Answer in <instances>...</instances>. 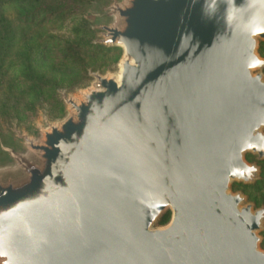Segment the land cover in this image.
Masks as SVG:
<instances>
[{
  "label": "water",
  "instance_id": "water-1",
  "mask_svg": "<svg viewBox=\"0 0 264 264\" xmlns=\"http://www.w3.org/2000/svg\"><path fill=\"white\" fill-rule=\"evenodd\" d=\"M102 43L120 80L0 174L1 264H264V208L232 182L264 159V0H128ZM165 227H153L166 210Z\"/></svg>",
  "mask_w": 264,
  "mask_h": 264
},
{
  "label": "rangeland",
  "instance_id": "rangeland-1",
  "mask_svg": "<svg viewBox=\"0 0 264 264\" xmlns=\"http://www.w3.org/2000/svg\"><path fill=\"white\" fill-rule=\"evenodd\" d=\"M58 3L65 6L60 17L48 11L32 18L36 7ZM122 4L128 0H0V174L18 169V155L38 164L39 153L29 148L28 141L41 144L46 132L71 116L67 100L79 103L97 89L96 75H117L124 50L106 47L101 27L122 25L114 12ZM67 44H72L73 56L64 58ZM101 44L104 48L94 47ZM29 53L32 72L19 59ZM256 53L264 60L263 39L258 38ZM256 73L264 79V66ZM244 157L257 166L256 177L249 183L232 182L228 192L241 194L242 206L249 204L255 211L264 208V159L251 152ZM171 218L166 209L153 227H165ZM258 236L264 251V221Z\"/></svg>",
  "mask_w": 264,
  "mask_h": 264
},
{
  "label": "trees",
  "instance_id": "trees-1",
  "mask_svg": "<svg viewBox=\"0 0 264 264\" xmlns=\"http://www.w3.org/2000/svg\"><path fill=\"white\" fill-rule=\"evenodd\" d=\"M64 8H65V6H63V3H58L56 5H45L44 4L41 7H36L35 10L32 12L31 15H32V18L34 19L37 16H39V14H41V13H47L48 11H51V13H49L50 15L60 17V15L63 12ZM94 47H97V48L98 47H103L104 48V46L102 44L101 45H94ZM106 47H118V46L117 45H108ZM106 49H111V48H106ZM63 50H64V58H68V57H70V55L73 56V54H72V50H73L72 44H67L64 47ZM30 55H31L30 53L27 54V56L25 57V59H23V58H21L19 56V59L21 61H24L25 64L27 65L26 66L27 67V70L29 72H32V70H31V62L30 61H27L28 60L27 58L28 57H31ZM32 58H33V56H32ZM40 84H43V83L40 82ZM40 86H42V85H40ZM39 89H41V87ZM58 104H60V101H58ZM4 107H6V106H4ZM262 226H263V222H262ZM258 247H259V244H258Z\"/></svg>",
  "mask_w": 264,
  "mask_h": 264
},
{
  "label": "bare ground",
  "instance_id": "bare-ground-1",
  "mask_svg": "<svg viewBox=\"0 0 264 264\" xmlns=\"http://www.w3.org/2000/svg\"><path fill=\"white\" fill-rule=\"evenodd\" d=\"M121 70H122V67L120 66L119 71H118L117 75L115 76V80H116L117 82H119V80H120Z\"/></svg>",
  "mask_w": 264,
  "mask_h": 264
}]
</instances>
